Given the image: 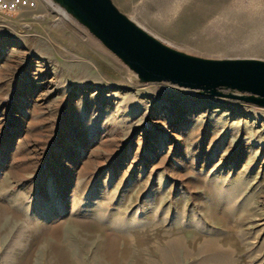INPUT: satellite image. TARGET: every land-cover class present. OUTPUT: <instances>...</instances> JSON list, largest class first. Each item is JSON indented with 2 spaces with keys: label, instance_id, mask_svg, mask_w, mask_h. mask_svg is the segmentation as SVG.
<instances>
[{
  "label": "rangeland",
  "instance_id": "obj_1",
  "mask_svg": "<svg viewBox=\"0 0 264 264\" xmlns=\"http://www.w3.org/2000/svg\"><path fill=\"white\" fill-rule=\"evenodd\" d=\"M111 1L178 52L264 60V0ZM36 2L0 12V264H264V107L141 81Z\"/></svg>",
  "mask_w": 264,
  "mask_h": 264
},
{
  "label": "water",
  "instance_id": "obj_2",
  "mask_svg": "<svg viewBox=\"0 0 264 264\" xmlns=\"http://www.w3.org/2000/svg\"><path fill=\"white\" fill-rule=\"evenodd\" d=\"M118 56L141 81H167L213 95L218 88L247 92L264 107V60L206 59L169 47L124 16L111 0H52Z\"/></svg>",
  "mask_w": 264,
  "mask_h": 264
},
{
  "label": "built area",
  "instance_id": "obj_3",
  "mask_svg": "<svg viewBox=\"0 0 264 264\" xmlns=\"http://www.w3.org/2000/svg\"><path fill=\"white\" fill-rule=\"evenodd\" d=\"M49 3L57 6L52 0H48ZM37 4L36 0H0V12L12 13L19 8H34ZM59 8V6H57ZM61 8V7H60Z\"/></svg>",
  "mask_w": 264,
  "mask_h": 264
},
{
  "label": "bare ground",
  "instance_id": "obj_4",
  "mask_svg": "<svg viewBox=\"0 0 264 264\" xmlns=\"http://www.w3.org/2000/svg\"><path fill=\"white\" fill-rule=\"evenodd\" d=\"M155 2L158 3L159 6L163 7V8H173V6L175 5H182L183 1L182 0H156ZM186 5H190V3L188 2ZM59 11L65 16L68 17V15L66 14V12L62 9H59Z\"/></svg>",
  "mask_w": 264,
  "mask_h": 264
}]
</instances>
